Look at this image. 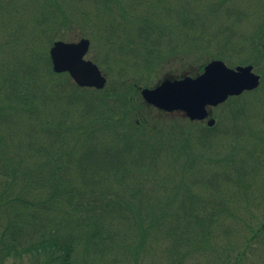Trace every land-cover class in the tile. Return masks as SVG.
<instances>
[{
	"label": "trees",
	"instance_id": "16d2710c",
	"mask_svg": "<svg viewBox=\"0 0 264 264\" xmlns=\"http://www.w3.org/2000/svg\"><path fill=\"white\" fill-rule=\"evenodd\" d=\"M76 1L88 9L0 2V264H264V123L245 134L222 115L175 133L140 113L136 79L170 61L193 17L220 12L195 11L200 0ZM227 1L237 20L222 35L252 28L222 47L258 51L264 0ZM75 28L97 45L103 90L51 69L49 48ZM241 96L221 105L228 119L249 110Z\"/></svg>",
	"mask_w": 264,
	"mask_h": 264
},
{
	"label": "rangeland",
	"instance_id": "374dc122",
	"mask_svg": "<svg viewBox=\"0 0 264 264\" xmlns=\"http://www.w3.org/2000/svg\"><path fill=\"white\" fill-rule=\"evenodd\" d=\"M1 1L3 0H0V2ZM67 1H69L70 4H74V7L79 4V2L76 0ZM205 1L200 0V2H198L199 4H197V1L192 2L191 6L194 5V7L196 8L194 10L197 12H201L203 11L205 4H208L207 6H210L212 10L215 9L220 13H213L211 14L212 17H210V15L205 16V14H202L201 18L193 17V19H197H192L191 23L188 24L191 30H184L186 39H184L183 36L181 37L180 33L178 32L180 38H176V41L174 40V43L176 45V54L173 55V57L168 58V60L170 61H168L164 65V67H158L159 69L157 70V73L154 76L150 75L149 77L142 78L141 80H139V78L136 80L140 81L139 86L141 87L139 88L141 89L143 87H153L155 82L159 81L160 79L163 80L166 78H180L182 75L195 76L199 72L200 68L211 60H221L226 66L230 68H234L236 66L252 65L254 73L259 75L261 80L258 88L253 90L254 92H247L249 94L242 95L238 101L240 102L249 100V110L247 111V113H245V116H237L234 119H228V106H219L217 108L211 109V117L214 118L215 121H217V119L223 115V117L221 118V125H224V128L236 125L240 128L241 131L247 134L251 130L254 131L258 128L263 127L264 123V59L262 57V48H258V51H251L250 48L249 50H243L241 47L238 48L236 46V49H233L232 47H230V45L235 43V39L231 40L230 45L228 44V49L223 48L226 47V41H228L232 37L231 35H236L237 31L245 33L248 32V30L252 28V23L250 22V24H248V22L246 23V21H241L239 22L238 26H236L237 28H233L229 32L227 30V33H224L222 35V27H227V24L237 20V15L234 13L231 14L232 16L226 17V11L232 8L231 6L234 1L208 0V3L207 1ZM217 2L220 6L223 5V8H216L218 7L216 5ZM213 6L215 7L213 8ZM240 6H243V10H247L249 13L256 12L255 7H246L244 5ZM83 8L86 10L88 9V6H84ZM83 8H81V6L75 7L77 13L78 10H81ZM233 9L235 8L233 7ZM83 21L87 22V24H84L83 26L85 32H89L88 16L87 19ZM169 22L172 23L173 21L169 20ZM176 31H180V29H176ZM75 33L76 28L74 30H71L70 33L66 35V37L60 40L63 42H75L79 39V37L88 38L85 37L80 31H78L79 37H77ZM189 39L192 40V42H190ZM193 41L195 44L194 48H192ZM195 42H197V45ZM97 53L98 51L96 43L91 42L89 52L85 56V59L92 60L93 55H96ZM246 55H252V59H254L253 62L251 60L250 63L245 62L239 64L240 61L242 62V60H245ZM222 56H224L226 60L221 59L220 57ZM107 81L110 83L111 79ZM109 83L108 85L106 84V86H109ZM141 106V116L146 117L150 125L155 124V127H157L158 129L160 128L161 130L173 129V131H175L176 133L178 131H186L188 128L196 129L199 127V125L206 126V121L204 123L191 122L179 112L165 114L162 112H158L155 109H152L151 107H147L144 104H142ZM246 106L247 104L245 105V107ZM213 135L215 137L214 142H219V137H216L217 134ZM219 145H221L220 142L219 144H215V146ZM7 264H11V262H7Z\"/></svg>",
	"mask_w": 264,
	"mask_h": 264
},
{
	"label": "water",
	"instance_id": "95a60500",
	"mask_svg": "<svg viewBox=\"0 0 264 264\" xmlns=\"http://www.w3.org/2000/svg\"><path fill=\"white\" fill-rule=\"evenodd\" d=\"M90 41H56L49 49V59L54 73H67L80 88L102 90L106 78L92 61L86 60ZM264 57V47L262 48ZM260 84V76L252 65L227 67L220 60L207 63L202 73L195 77L164 79L153 88H143L140 95L145 104L164 112H181L190 121H206L208 127L215 124L209 118L212 107L243 92L253 91Z\"/></svg>",
	"mask_w": 264,
	"mask_h": 264
},
{
	"label": "flooded vegetation",
	"instance_id": "af4514ba",
	"mask_svg": "<svg viewBox=\"0 0 264 264\" xmlns=\"http://www.w3.org/2000/svg\"><path fill=\"white\" fill-rule=\"evenodd\" d=\"M203 122H205V121H203Z\"/></svg>",
	"mask_w": 264,
	"mask_h": 264
}]
</instances>
